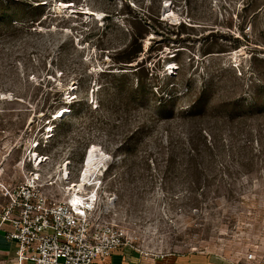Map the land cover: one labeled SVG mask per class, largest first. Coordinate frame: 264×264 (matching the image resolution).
Listing matches in <instances>:
<instances>
[{"label": "rangeland", "instance_id": "374dc122", "mask_svg": "<svg viewBox=\"0 0 264 264\" xmlns=\"http://www.w3.org/2000/svg\"><path fill=\"white\" fill-rule=\"evenodd\" d=\"M73 1L0 0V209L41 157L63 200L54 170L96 147L128 250L264 264V0ZM146 31L147 64L115 67ZM122 74L136 104L111 101Z\"/></svg>", "mask_w": 264, "mask_h": 264}, {"label": "built area", "instance_id": "2783aa9c", "mask_svg": "<svg viewBox=\"0 0 264 264\" xmlns=\"http://www.w3.org/2000/svg\"><path fill=\"white\" fill-rule=\"evenodd\" d=\"M41 158L44 162L33 166L19 186H3L10 201L0 209V225L10 226L6 236L16 246L18 264L105 263L115 252L133 248L115 219L116 194L98 179L102 172L87 173L81 188L84 170L75 177L71 162L58 165L54 174L65 186L59 201L48 192L55 185L52 175L41 168L49 158Z\"/></svg>", "mask_w": 264, "mask_h": 264}, {"label": "trees", "instance_id": "16d2710c", "mask_svg": "<svg viewBox=\"0 0 264 264\" xmlns=\"http://www.w3.org/2000/svg\"><path fill=\"white\" fill-rule=\"evenodd\" d=\"M64 2H67L66 4H72L75 5V2L73 0H63ZM33 2V1H32ZM39 4L38 2H34ZM27 10L29 11L30 14L38 16L37 19L34 20H30L28 22V24L31 26V28H35L36 26H42L43 25V20H42V16L43 14L46 12V8L45 5H34V4H29L27 7ZM136 22L140 25L143 26L147 25L146 23H144V20L141 18H137ZM5 24V22H3ZM7 25H17V21H8L6 22ZM148 34V32L146 31L144 34H134L132 36V42L130 43L131 47L129 48H125L123 50H121L118 54H117V58L114 60V65L119 66L120 68H133V66L131 67H127V65L130 64H134L136 63V67H137V71H135L134 75H136L135 73H137L138 71H140V65L144 63H146V58L141 59V61H139V59L142 57L144 50H143V42L141 40H143L146 35ZM238 40V39H237ZM162 52L164 51L161 50ZM121 70H126V69H121ZM130 70V69H129ZM114 82V87H111V101L115 102V103H126V105H133L136 104L137 99H139L138 97H141L143 95V91L145 89V84L143 82H139V80H136V83H134L133 81H131V79L129 78L128 75L126 74H122V75H114L112 76ZM103 87H100L98 90H102ZM109 91V88L107 89H103V92ZM191 109H195V106H193V108Z\"/></svg>", "mask_w": 264, "mask_h": 264}, {"label": "crops", "instance_id": "0c3cea01", "mask_svg": "<svg viewBox=\"0 0 264 264\" xmlns=\"http://www.w3.org/2000/svg\"><path fill=\"white\" fill-rule=\"evenodd\" d=\"M10 230L8 224L0 225V264H18L15 256L16 246L7 240V232ZM31 264V263H25ZM94 264H219L210 257L202 255H165L163 258L157 256H144L130 250L117 251L105 263L99 260Z\"/></svg>", "mask_w": 264, "mask_h": 264}, {"label": "bare ground", "instance_id": "6f19581e", "mask_svg": "<svg viewBox=\"0 0 264 264\" xmlns=\"http://www.w3.org/2000/svg\"><path fill=\"white\" fill-rule=\"evenodd\" d=\"M95 15L98 16L99 14L96 13ZM104 159L105 158L100 154L96 147H93L88 152H86L84 159L85 164L82 169V171L84 170L83 179L81 182L78 183L81 188L83 187V184L86 183L85 176L87 175V173H100L101 169L99 168L101 165H104ZM36 161H38V157L36 158ZM76 187L77 186L75 185L73 189H76Z\"/></svg>", "mask_w": 264, "mask_h": 264}]
</instances>
